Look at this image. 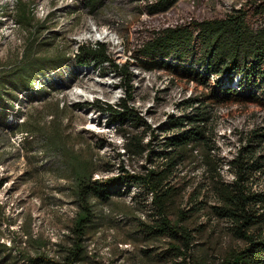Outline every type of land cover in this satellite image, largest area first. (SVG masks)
I'll return each instance as SVG.
<instances>
[{
    "label": "rangeland",
    "instance_id": "374dc122",
    "mask_svg": "<svg viewBox=\"0 0 264 264\" xmlns=\"http://www.w3.org/2000/svg\"><path fill=\"white\" fill-rule=\"evenodd\" d=\"M247 1L187 0L166 14L152 17L145 11L144 0H107L94 14L79 7L80 0H0V72L27 57L34 60L32 54L48 58L60 57L61 53L72 55L77 42L107 43L116 61L124 64L147 40L150 30L186 17L216 18ZM20 2L34 9L30 25L19 21ZM134 70V97L129 105L157 133L169 115L180 113L179 104L185 96L203 92L193 83L171 82L165 68L154 72H142L138 67ZM119 82L108 65L101 69L76 68L70 63L54 74L37 78L34 88L15 101V108L9 111L13 127L0 125V241L11 248L0 250V264H24L23 254H34L38 251L34 245L43 241L48 243L44 251L55 256L72 235L78 211L71 189L73 179L64 151L55 147L65 145L71 152L92 158L97 164L95 179L117 176L120 167L134 172L149 165L145 158L125 153L124 147L126 134H144L145 126L131 121L122 127L109 126L108 115L103 116L96 107H76L97 100L118 104L124 97ZM257 88L253 87L255 91ZM57 105L64 111L56 113ZM215 128L217 147L224 157V130L233 129L230 141L245 133L251 136L254 130L264 129V109L255 104L220 107ZM59 133L61 140L56 138ZM180 170V183L187 186L186 200L199 184L205 185V167L198 158L186 162ZM263 181L252 187L263 188ZM208 197L214 205V196ZM97 209L100 226L87 236L85 264H178L162 257L169 247L168 239L152 241L138 232L141 222L152 225L156 216L151 199L147 200L136 187H125ZM198 225L205 229L196 240L195 259L202 253L206 264H219L229 250L241 245L226 220L202 213L191 224L193 228ZM29 235L35 240L30 241Z\"/></svg>",
    "mask_w": 264,
    "mask_h": 264
},
{
    "label": "trees",
    "instance_id": "16d2710c",
    "mask_svg": "<svg viewBox=\"0 0 264 264\" xmlns=\"http://www.w3.org/2000/svg\"><path fill=\"white\" fill-rule=\"evenodd\" d=\"M80 1L94 14L107 0ZM144 1L145 11L156 17L187 0ZM20 10L19 21L30 25L34 9L20 2ZM150 31L147 40L131 51V57L124 64L116 61L107 43L95 42L81 45L75 56L61 53L60 57L48 58L32 54L34 60L27 57L24 62L0 72V125L3 127H13L9 111L15 108L20 95L34 88L37 78L54 74L60 66L72 63L76 68L101 69L108 65L118 75L119 87L124 92V97L115 105L97 100L94 104L76 107H96L103 116L108 115L109 126L122 127L131 121L147 129L144 134H126L124 147L125 153L136 159L145 158L149 165L134 172L120 167L119 175L108 178L95 179L97 164L92 158L71 152L65 145L55 147L64 151L73 179L71 189L78 211L72 223V235L68 236V243L60 245L62 248L55 256L44 251L46 241L37 242L34 247L38 251L23 254L24 264H85L87 236L100 226L98 206L119 195L125 187L128 190L136 187L147 200L151 199L156 219L152 225L141 222L138 232L152 241L168 239L169 247L162 254L163 259L178 264H188V261L206 264L202 253L195 259L196 240L205 227L191 226L199 215L206 213L231 223L233 234L241 244L229 250L219 264H264V185L258 189L252 187L264 180V129L251 133L247 145L231 163L236 180L229 183L223 176L224 160L217 147L215 128L220 107L255 104L264 109V0H249L216 18L186 17ZM134 67L142 72L165 68L171 82L193 83L203 88V92L185 96L179 104L182 113L169 115L161 130L154 132L148 121L129 105L134 97ZM188 109L192 111L187 112ZM63 111L57 105L56 113ZM56 138L61 140L63 136L59 133ZM198 158L205 167L203 180L206 182L199 184L185 200L187 186L180 183V169L186 162ZM209 194L215 198L214 205L209 202ZM29 236L30 241L35 240ZM0 250L11 248L0 241Z\"/></svg>",
    "mask_w": 264,
    "mask_h": 264
},
{
    "label": "built area",
    "instance_id": "2783aa9c",
    "mask_svg": "<svg viewBox=\"0 0 264 264\" xmlns=\"http://www.w3.org/2000/svg\"><path fill=\"white\" fill-rule=\"evenodd\" d=\"M80 7H83L82 5H80ZM88 43H94V42H88ZM83 44H87V43H81V42H77L76 43V47L74 49V52L72 53V56H75L76 54L79 53V47ZM191 96V92L188 94V97ZM191 109H188L187 112H191ZM182 113V111L180 110L179 114L176 115H180ZM233 133V129L229 128L228 132H226V130H224L223 132V137L225 139V146L223 147L224 150V171L226 173V182L232 183L236 180V176L235 174L231 171V163L239 157L243 147H245L248 143V140L250 138V135L247 133H245L243 136L239 137L238 140H233L230 141V135ZM229 138V139H228ZM222 147V146H221ZM220 154H221V149H220Z\"/></svg>",
    "mask_w": 264,
    "mask_h": 264
}]
</instances>
